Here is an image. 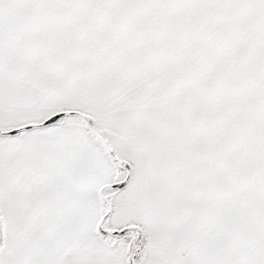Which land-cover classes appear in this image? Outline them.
Returning <instances> with one entry per match:
<instances>
[{"label": "snow or ice", "instance_id": "1", "mask_svg": "<svg viewBox=\"0 0 264 264\" xmlns=\"http://www.w3.org/2000/svg\"><path fill=\"white\" fill-rule=\"evenodd\" d=\"M0 264H264V0H0Z\"/></svg>", "mask_w": 264, "mask_h": 264}]
</instances>
